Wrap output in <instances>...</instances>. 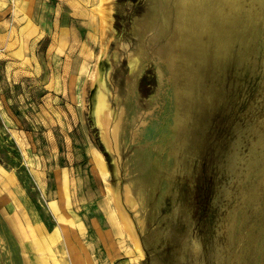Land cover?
Listing matches in <instances>:
<instances>
[{
	"label": "rangeland",
	"instance_id": "374dc122",
	"mask_svg": "<svg viewBox=\"0 0 264 264\" xmlns=\"http://www.w3.org/2000/svg\"><path fill=\"white\" fill-rule=\"evenodd\" d=\"M224 1L0 0V264H264V0Z\"/></svg>",
	"mask_w": 264,
	"mask_h": 264
},
{
	"label": "bare ground",
	"instance_id": "6f19581e",
	"mask_svg": "<svg viewBox=\"0 0 264 264\" xmlns=\"http://www.w3.org/2000/svg\"><path fill=\"white\" fill-rule=\"evenodd\" d=\"M224 1V0H223ZM239 1V0H238ZM223 3H225V5H227L228 3H227V1H224ZM239 7V6H238ZM237 8V7H236ZM189 17V16H188ZM182 18V17H181ZM192 26V25H191ZM193 27V26H192ZM196 36V35H195ZM172 45H173V48H174V50H177V48H178V46L176 45V44H173L172 43ZM180 45V44H179ZM170 47V46H169ZM173 50V51H174ZM132 55V54H131ZM131 57V56H130ZM133 58V57H132ZM168 66V65H167ZM102 114H103V112H102ZM108 120H109V118H108ZM151 128V127H150ZM150 128H148L147 127V129H143V133H144V135H150V136H152V132H153V130H150ZM117 129V128H116ZM119 131V130H118ZM114 133H116V132H114Z\"/></svg>",
	"mask_w": 264,
	"mask_h": 264
},
{
	"label": "crops",
	"instance_id": "0c3cea01",
	"mask_svg": "<svg viewBox=\"0 0 264 264\" xmlns=\"http://www.w3.org/2000/svg\"><path fill=\"white\" fill-rule=\"evenodd\" d=\"M26 1H28V4H29V6L30 5H32V2L33 1H36V2H38V1H40V0H26ZM59 1V0H58ZM52 2H54V0H42V3H46L47 4V6H48V4H51ZM62 2V1H61ZM50 10V9H49ZM26 12H30L31 13V16H32V8L31 7H27V10H26ZM48 12H46V14H47ZM67 16V15H66Z\"/></svg>",
	"mask_w": 264,
	"mask_h": 264
}]
</instances>
